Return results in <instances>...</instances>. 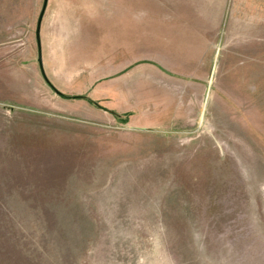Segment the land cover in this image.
<instances>
[{
  "label": "rangeland",
  "instance_id": "obj_1",
  "mask_svg": "<svg viewBox=\"0 0 264 264\" xmlns=\"http://www.w3.org/2000/svg\"><path fill=\"white\" fill-rule=\"evenodd\" d=\"M226 1L48 0L38 40L0 0V264H264V0Z\"/></svg>",
  "mask_w": 264,
  "mask_h": 264
},
{
  "label": "water",
  "instance_id": "obj_2",
  "mask_svg": "<svg viewBox=\"0 0 264 264\" xmlns=\"http://www.w3.org/2000/svg\"><path fill=\"white\" fill-rule=\"evenodd\" d=\"M47 1L48 0H45V3H44V6H43V9H42V11H41V14H40V17H39V21H38V28H37V37H38V40H39V32H40V25H41V22H42V19H43V16H44V13H45V10H46V5H47ZM40 47V46H39ZM39 62H40V64H41V67H42V58H41V54H40V57H39ZM42 71H43V74L45 75V72H44V70H43V68H42ZM45 77H46V75H45ZM46 79H47V77H46ZM47 81L50 83V81L47 79ZM51 84V83H50ZM52 85V84H51ZM56 91H57V93H59L60 94V91H58L57 89H56Z\"/></svg>",
  "mask_w": 264,
  "mask_h": 264
},
{
  "label": "crops",
  "instance_id": "obj_3",
  "mask_svg": "<svg viewBox=\"0 0 264 264\" xmlns=\"http://www.w3.org/2000/svg\"><path fill=\"white\" fill-rule=\"evenodd\" d=\"M225 1L226 0H211V4L215 7V8H217V9H219L218 8V6H220V5H223V6H225ZM239 2H240V0H238ZM227 2V1H226ZM217 17H216V21H217ZM40 63V62H39ZM42 65H43V60H42ZM40 67H41V64H40ZM41 69H42V67H41ZM43 72V71H42ZM46 75V74H45ZM47 77V76H46ZM48 79V78H47ZM52 84V83H51ZM116 111V110H115Z\"/></svg>",
  "mask_w": 264,
  "mask_h": 264
},
{
  "label": "trees",
  "instance_id": "obj_4",
  "mask_svg": "<svg viewBox=\"0 0 264 264\" xmlns=\"http://www.w3.org/2000/svg\"><path fill=\"white\" fill-rule=\"evenodd\" d=\"M62 95V93H60ZM79 97V96H78Z\"/></svg>",
  "mask_w": 264,
  "mask_h": 264
}]
</instances>
